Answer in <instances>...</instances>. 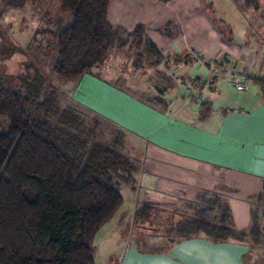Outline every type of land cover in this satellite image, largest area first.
<instances>
[{
	"label": "trees",
	"instance_id": "obj_1",
	"mask_svg": "<svg viewBox=\"0 0 264 264\" xmlns=\"http://www.w3.org/2000/svg\"><path fill=\"white\" fill-rule=\"evenodd\" d=\"M58 2L72 17L55 33L53 70L62 78L95 77L92 68L106 62L121 32L146 39L142 24L128 31L108 21L110 0ZM18 77L17 89L0 81V264H94L95 235L122 205V187L135 185L139 164L124 150L121 129L105 139L101 118L91 125L82 109L57 107L40 72ZM98 82L109 97L119 90L108 79ZM263 194L264 185L257 195ZM253 211L237 228L226 198L201 189L172 212L178 220L168 228L170 241L258 248V256L244 260L264 264V207Z\"/></svg>",
	"mask_w": 264,
	"mask_h": 264
},
{
	"label": "rangeland",
	"instance_id": "obj_2",
	"mask_svg": "<svg viewBox=\"0 0 264 264\" xmlns=\"http://www.w3.org/2000/svg\"><path fill=\"white\" fill-rule=\"evenodd\" d=\"M216 1L223 6V13L211 11L206 2H199V5L201 9L208 12L207 14L212 18L223 41L226 44L229 43V46H239L238 61H241V58L244 59L246 54L249 57L248 60L252 59L254 49L264 54V0H250L245 11L249 24L247 32L240 20L236 18L235 4H230L232 8L230 10L226 0ZM138 14L137 11H131L128 14V21H135ZM240 17H242L241 13ZM71 18V13L62 10L58 0H0V81L3 85L17 89L23 87L18 76H25L27 72L30 75L37 71L40 72L45 79V89L52 93L59 109L71 107L78 112L82 109V113L86 115V120L91 125L101 118L100 127L104 130L105 139L108 140L113 135V131L121 129L124 150L138 161L142 150L138 144L147 143V137L143 133L146 131L143 128L146 126L143 124L145 123L144 115L135 113L134 118L132 113L136 112L137 106L128 110V114L127 110L123 109L119 115L125 120L126 125L118 122L116 127L117 123L111 116L116 107L115 104L112 105L109 97L110 89L98 87L100 86L98 80H110V85L118 88L122 93L137 97V101L145 102L149 107H157L158 110L166 111V113L168 111L167 116L175 110L170 108L173 103L167 102L166 94H171L176 90L182 80L172 72L173 67H170L171 69L168 67L172 61L171 58L167 59L165 55L153 51L147 39L140 40L124 32L120 33V39L117 45H113L106 62L92 68V74L95 75L93 78L98 80L87 76L71 80L60 77L53 70L57 52L55 33L67 25ZM229 33H232L230 38ZM120 43L122 45H119ZM196 51L195 49L190 50L191 58H195L198 64H202L207 58L206 52ZM159 63L163 65L161 67L163 71L158 67ZM191 82L183 83L184 89L195 87L199 93L203 86L200 83ZM222 84L226 88L225 100L220 103L219 108L225 109L224 106H227L226 108L236 111L226 112L225 110L226 113L223 114L220 109H217L212 117L206 118L207 122L202 127L219 137L243 141V148L254 154L257 149H260L257 146L264 143L262 89L257 84L250 89L237 91L234 87H230L226 80ZM150 90H153L155 95ZM160 90L165 91L166 94L160 93ZM96 93H99L101 98ZM176 117L178 118V115ZM135 189L124 187L121 190L123 205L97 231L93 243L94 264H165L162 259L169 258L175 251L178 242L170 241L173 239V234H170L171 231L168 228H174L173 225L177 222L178 215L174 216L168 212L153 214L143 211L140 213L142 218L135 217L132 210L140 200V188ZM256 195V193L251 194L247 201L252 213L256 209L261 212L264 207V194ZM230 248L236 251L238 256L234 264H243L242 261L244 264H252L250 261H245L244 257L248 259V256L260 254L258 248L251 250L245 245L241 248L231 243ZM214 260L216 264L227 262H220L221 259L217 258ZM166 264H169L168 260ZM226 264L232 263L227 262Z\"/></svg>",
	"mask_w": 264,
	"mask_h": 264
},
{
	"label": "crops",
	"instance_id": "obj_3",
	"mask_svg": "<svg viewBox=\"0 0 264 264\" xmlns=\"http://www.w3.org/2000/svg\"><path fill=\"white\" fill-rule=\"evenodd\" d=\"M199 2H206L211 11H224L216 0H110L108 21L128 31L142 24L145 27V37L152 45L151 49L165 55L167 59L171 58L168 67H173L172 72L182 80L171 94L167 95L160 90V93L166 94L167 102L175 105L170 107L175 112H170L168 116V111L166 113L157 107H149L145 102L137 101V97L120 90L110 96L112 105L115 104L116 107L111 115L116 120H113L116 125L118 122L126 125L119 112L124 109L128 114V110L134 106L137 108L132 115L134 118L136 114L144 115L143 124L146 125L143 133L147 137V143L138 144L142 150L137 161L136 183L133 187L125 185L122 189L140 188V200L132 210L135 217L142 206H149L145 211L153 214L181 210L184 203L193 200L201 189H217L231 208L235 226L242 228L250 220L248 197L260 192L264 183V174H261L264 172V143L257 146L260 149L251 154L243 148V141L219 137L206 131L202 125L207 122L206 118L212 117L220 109V103L225 100L226 88L222 83L225 80L227 82L229 74L246 67V64L249 78L243 82V90L259 84L264 96V54L254 49L253 60H248L246 54L245 60L241 58L238 61L239 46H229V43L223 41L212 18L205 9H201ZM226 2L230 10V4H235L236 18L247 32L249 24L245 11L250 0ZM131 11L139 14L135 21L129 22L128 14ZM240 13L244 19L240 17ZM224 24L230 27L227 23ZM231 35L229 33V38ZM191 49L206 52L205 62L198 64L195 58H191ZM160 63L158 67L163 71ZM188 81L197 84L205 81V106L200 107L201 104L191 102L187 89L197 91L195 87L184 89L183 83ZM150 91L155 95L153 90ZM226 107L220 109L223 114L236 111ZM198 123L201 125H197ZM230 244H214L203 239L181 241L177 243L173 254L168 255L169 258L164 257L162 262L166 264L168 260L169 264H216L214 259L217 258L221 259L220 262L234 264L238 256L230 248ZM235 244L243 248L241 244Z\"/></svg>",
	"mask_w": 264,
	"mask_h": 264
},
{
	"label": "built area",
	"instance_id": "obj_4",
	"mask_svg": "<svg viewBox=\"0 0 264 264\" xmlns=\"http://www.w3.org/2000/svg\"><path fill=\"white\" fill-rule=\"evenodd\" d=\"M245 66L246 67L237 69L227 77L228 85L234 87L236 90H243V82L249 78L247 64ZM200 85L203 86V88L199 91V93L191 91L190 89H187L186 91L191 97V102L196 105H200L206 96V92L203 90L206 85L205 81H201Z\"/></svg>",
	"mask_w": 264,
	"mask_h": 264
},
{
	"label": "snow or ice",
	"instance_id": "obj_5",
	"mask_svg": "<svg viewBox=\"0 0 264 264\" xmlns=\"http://www.w3.org/2000/svg\"><path fill=\"white\" fill-rule=\"evenodd\" d=\"M261 174H264V172H262Z\"/></svg>",
	"mask_w": 264,
	"mask_h": 264
}]
</instances>
